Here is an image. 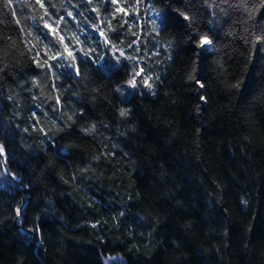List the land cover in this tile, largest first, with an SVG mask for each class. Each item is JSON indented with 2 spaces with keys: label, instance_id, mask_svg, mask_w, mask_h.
<instances>
[{
  "label": "trees",
  "instance_id": "obj_1",
  "mask_svg": "<svg viewBox=\"0 0 264 264\" xmlns=\"http://www.w3.org/2000/svg\"><path fill=\"white\" fill-rule=\"evenodd\" d=\"M63 2L0 0V264H264V0H125L118 65Z\"/></svg>",
  "mask_w": 264,
  "mask_h": 264
},
{
  "label": "rangeland",
  "instance_id": "obj_2",
  "mask_svg": "<svg viewBox=\"0 0 264 264\" xmlns=\"http://www.w3.org/2000/svg\"><path fill=\"white\" fill-rule=\"evenodd\" d=\"M124 1L64 0L63 4L55 7L54 13H66V18L72 21V33L77 35L78 42V44L72 42L75 48L82 50L84 47H88L98 50L99 47L102 51L107 50L110 55L109 61L107 60L109 65H118L119 59L126 53L120 49V43L110 34L116 30L118 21H120V26L128 19L126 15L130 9ZM129 1L133 5L131 0ZM132 10H136V7H132ZM122 12L125 13L123 18H121ZM149 12L151 19H156L155 11L149 8ZM143 13L145 14V11ZM104 68L106 67L104 66Z\"/></svg>",
  "mask_w": 264,
  "mask_h": 264
},
{
  "label": "water",
  "instance_id": "obj_3",
  "mask_svg": "<svg viewBox=\"0 0 264 264\" xmlns=\"http://www.w3.org/2000/svg\"><path fill=\"white\" fill-rule=\"evenodd\" d=\"M0 160H1V165H2V171H3V173L6 174L17 185L22 186L20 180L9 172V170H8V168L6 166L5 153H4V150L1 148V146H0ZM22 188L24 190L28 191L27 188H25V187H22ZM19 214H20V209L17 211V216H19ZM15 224L21 230H23L26 233H28L31 236L33 243L37 245L36 238H35V231L34 230H30V229L24 228L21 224L17 223V220H15Z\"/></svg>",
  "mask_w": 264,
  "mask_h": 264
},
{
  "label": "snow or ice",
  "instance_id": "obj_4",
  "mask_svg": "<svg viewBox=\"0 0 264 264\" xmlns=\"http://www.w3.org/2000/svg\"><path fill=\"white\" fill-rule=\"evenodd\" d=\"M187 19V17H185ZM210 41L207 40V38H202L201 39V44H206V43H209Z\"/></svg>",
  "mask_w": 264,
  "mask_h": 264
}]
</instances>
